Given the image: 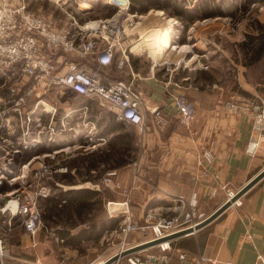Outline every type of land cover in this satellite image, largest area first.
<instances>
[{
	"label": "crops",
	"instance_id": "0c3cea01",
	"mask_svg": "<svg viewBox=\"0 0 264 264\" xmlns=\"http://www.w3.org/2000/svg\"><path fill=\"white\" fill-rule=\"evenodd\" d=\"M176 1L186 12L202 9L207 1L211 7H220L223 17L229 14L222 7L226 4L223 1ZM54 2L27 0L31 11L43 14L46 10L48 15H44L58 26L71 23L69 14L83 21L105 18L94 14L106 9H109L107 17L115 12L108 0ZM171 12V9L153 8L143 15L146 18L143 24L126 25V40L132 45L130 67L119 70L117 63L103 67L116 79L134 81L135 89L142 93L146 115L143 133L118 121L97 97L55 93L46 97L54 105L58 104L59 116L75 110V121L84 124L83 132L94 129L106 139V144L95 153L65 162L72 172L60 174L56 179L66 184V188L58 187L55 195L41 201L45 226L32 237L16 220L13 230L5 233V247L10 256L0 260V264H93L104 257L106 244L115 237L127 208L125 202H129L131 214L138 221L144 210L147 213L150 208L168 204L179 195H196L202 212L210 216L226 202L225 186L239 191L264 169V144L256 157L246 152L251 136L250 117L233 113L224 105L232 98L241 99L239 95L251 102L264 97L257 94L253 85L244 82L243 76L237 80L233 73L235 67L224 68L217 62L219 57H215L223 53L228 59L236 54V57L243 56L246 66L257 64H246L251 52L243 44L248 36L245 40L231 36L232 42H236L233 52L216 42L210 43L207 50L196 49L195 58L187 51L161 50V38L169 36L173 40L171 27L176 30V26L172 19L178 20L179 28L185 30L196 21L207 19L198 17L186 27L183 19ZM218 17L222 15L217 13L209 18ZM219 25L214 24L213 33ZM201 39L198 43L204 41ZM151 41L157 44L155 49L149 46ZM259 63H264V57ZM169 80L173 81L175 92L187 95L196 104V115L189 127L179 123L178 112L166 95ZM6 82L7 78L0 73V91L5 95L8 94V88L4 89ZM157 110L163 116L161 124L154 117ZM130 127L140 136H135ZM207 151L214 155L212 163L204 157ZM135 161H139V168L132 165ZM111 170H118L120 189L102 187V177ZM204 171L207 174L202 177ZM241 202V206H231L196 234L170 240L175 253L168 264H257L259 255L264 257V179L248 190ZM140 236L139 242L148 240L145 234ZM154 249L156 253H151ZM140 254L157 257L163 253L158 247H152ZM180 254L187 258L182 260ZM201 258L206 260L201 262Z\"/></svg>",
	"mask_w": 264,
	"mask_h": 264
},
{
	"label": "built area",
	"instance_id": "2783aa9c",
	"mask_svg": "<svg viewBox=\"0 0 264 264\" xmlns=\"http://www.w3.org/2000/svg\"><path fill=\"white\" fill-rule=\"evenodd\" d=\"M108 3L115 8L112 15L82 21L69 14L71 23L64 26L31 11L27 0L16 3L4 0L0 4V73L7 78L4 89L8 88L7 95L0 91L1 261L10 256L5 247V233L13 230L16 220L32 237L45 226L41 201L55 195L58 187L66 188V184L56 179L60 174L72 172L65 162L95 153L106 144V139L94 129L83 132L84 124L75 121V110L59 116L58 104L46 97L54 93L97 97L118 121L142 133L146 129L142 93L135 89L134 81L116 79L104 71L105 66L114 63L119 70L130 67L132 45L126 40V25H138L143 14L131 12L130 0H108ZM209 20L193 24L197 26ZM172 22L176 26L172 40L175 50L190 49L187 52L195 58V44L181 45V23L176 19ZM173 86L172 80L166 82V95L178 112L179 123L189 127L196 115V104L187 95L175 92ZM224 105L233 113L250 117L251 136L246 152L256 157L264 144V98L253 102L232 98ZM82 114L85 115L84 110ZM154 117L158 124L164 122L160 110ZM204 157L209 163L214 159L210 151ZM132 165L139 168V161ZM202 173V177L207 174ZM118 175V170L107 171L102 177V187L120 189ZM224 188L226 201L237 193L228 186ZM125 204L126 211L115 232L122 239L120 252L131 245L125 242V237L134 233L147 234L149 241L188 229H193L190 234H196V227L208 217L196 195H179L168 204L150 208L143 224L133 219L129 202ZM241 205L239 199L232 207ZM155 247L163 254L157 257L131 254L127 256L129 264H168L172 242L165 241ZM180 257L187 258L185 254ZM205 260L201 258V262ZM257 264H264L263 255H259Z\"/></svg>",
	"mask_w": 264,
	"mask_h": 264
},
{
	"label": "rangeland",
	"instance_id": "374dc122",
	"mask_svg": "<svg viewBox=\"0 0 264 264\" xmlns=\"http://www.w3.org/2000/svg\"><path fill=\"white\" fill-rule=\"evenodd\" d=\"M48 1L56 2L60 0H48ZM62 1L65 2L67 0H62ZM72 1L73 3L75 2V0H72ZM197 1H201V0H194L195 3ZM217 1L219 2L223 1L226 3L225 5L223 4L222 7H224V11L229 14H227V16L225 17L223 16L218 17L219 19L211 18V20H209L208 22L203 23V24L199 23L197 26L195 24H192L189 28H187V30H185V28H182V29L179 28L181 30V42H180L181 45L191 46L195 44L194 49L207 50V47L209 46L210 43L216 42L218 45L220 44V46H222L223 49L225 50L230 49L233 52L235 51L234 49H235L236 42H232L231 39L233 37L231 36L237 37L235 39L240 38V40H245L248 34L256 32L254 26H256L257 23L264 21V3L262 0H217ZM191 2H193V0ZM43 12L48 15L46 10H44ZM108 12H109V9H106L101 12H96L94 16L95 17H107L106 15ZM147 14L148 13H143V15H147ZM201 21L202 20L200 19L196 21V23L201 22ZM215 23H218L220 25H219V28L215 29V31L216 30L217 31L213 33L214 29L212 28L214 27ZM195 27L196 29H194ZM141 29L142 27L140 26L139 31H142ZM127 31L129 30L127 29ZM205 31H208V32H205ZM213 35H215L216 38H213ZM193 37L195 39H193ZM131 38L136 39L134 35H132ZM201 38H203L204 41H202L201 43H198L199 41L202 40ZM148 44L149 46H152L153 48L156 47L155 45H157L155 41H151L150 43L148 42ZM215 55H218V56H215V57H219L217 58L218 59L217 62H220L224 68H228V67L234 68L235 67V70L233 73L235 74L237 80L241 78L240 76H243L244 82H247L248 84L253 85L257 89V92H258L257 94L260 97H264V63H257L249 67L244 64L245 59L243 58V56L236 57V54H234V56L231 55L230 58L227 59L224 57L223 53H219V54L217 53ZM235 64L239 66V68L236 67ZM239 96L242 99L245 98L244 95H239ZM130 131H132L135 134V136L136 134L139 135V132L135 131L132 127H130ZM145 218H146V215H145ZM136 222L139 223V220ZM142 234L144 236L145 233H142ZM142 234L139 232V235L132 234L128 237H125V242L128 244H131L130 246H128V249L135 247L141 243H144V242H139L140 240L139 237H141L140 235ZM145 236L148 239V235L145 234ZM121 241L122 239L121 238L118 239L117 235L111 238L109 242L106 244V251H105L104 257L98 258L93 264L103 263L110 257L118 254L121 251V249H119V244L121 243ZM146 241H149V240H146ZM142 251L136 252L134 254H139L140 256H143L140 254V252ZM152 252L156 253V250L154 249L151 251V253ZM174 253L175 252L172 251V253L170 254L173 256ZM115 264H129L128 257L125 259H122L120 262H117Z\"/></svg>",
	"mask_w": 264,
	"mask_h": 264
},
{
	"label": "trees",
	"instance_id": "16d2710c",
	"mask_svg": "<svg viewBox=\"0 0 264 264\" xmlns=\"http://www.w3.org/2000/svg\"><path fill=\"white\" fill-rule=\"evenodd\" d=\"M130 2L131 12L134 14L147 13L153 8L171 9L172 15L182 18L186 27L198 17L209 18L216 16L217 13L224 16V12L220 7H211L207 1H204L203 8L196 10V12H186L180 2L176 0H130ZM254 27L256 32L248 34V41L243 44V48L251 52L246 63L248 65L259 63L264 57V23H257Z\"/></svg>",
	"mask_w": 264,
	"mask_h": 264
},
{
	"label": "water",
	"instance_id": "95a60500",
	"mask_svg": "<svg viewBox=\"0 0 264 264\" xmlns=\"http://www.w3.org/2000/svg\"><path fill=\"white\" fill-rule=\"evenodd\" d=\"M191 55H189L188 57H190ZM264 179V169L262 171H260L255 177H253L245 186H243L239 191H237L236 195L231 199L226 201L223 205H221L212 215L208 216L203 222H201L197 227L196 230H200L203 227H205L206 225L210 224L211 222H213L215 219H217L220 215H222L225 211H227L233 203H235L237 200L241 199L247 192L248 190H251L254 186H256L261 180ZM145 209L147 207V205H144ZM145 215H146V211L144 210L141 214V216L139 217V223L143 224L145 221ZM191 232H193V229H188V230H183L182 232H177L174 233L170 236L167 237H163V238H159V239H155V240H151V241H146L144 243H141L135 247H132L130 249H127L121 253H118L112 257H110L109 259H107L106 261H104L102 264H115L117 262H119L121 259H124L125 257L134 254L136 252L148 249V248H152L155 247L157 245H159L162 242L165 241H170L176 238H182V236L188 235Z\"/></svg>",
	"mask_w": 264,
	"mask_h": 264
},
{
	"label": "bare ground",
	"instance_id": "6f19581e",
	"mask_svg": "<svg viewBox=\"0 0 264 264\" xmlns=\"http://www.w3.org/2000/svg\"><path fill=\"white\" fill-rule=\"evenodd\" d=\"M146 18H144V17H142V18H140V22H138V24L139 25H141V24H143V21L145 20ZM138 26V25H137ZM174 31H175V29L173 28V27H171V32L172 33H174ZM158 35V34H157ZM152 45V44H151ZM159 48L161 49V50H164V49H172V50H175V48H177L176 46L174 47V43L172 42V39H171V37H169V36H166V37H163V38H161V40L159 41ZM190 49H187V48H183V49H181L180 51H184V52H186V51H189ZM179 55V54H178ZM119 253H121V252H119ZM125 259V258H124ZM122 260V259H121ZM120 260V261H121ZM119 261V262H120ZM99 264V263H98ZM100 264H102V263H100Z\"/></svg>",
	"mask_w": 264,
	"mask_h": 264
}]
</instances>
